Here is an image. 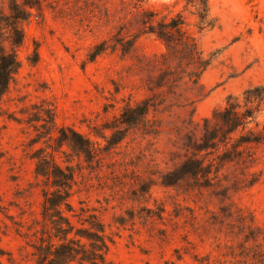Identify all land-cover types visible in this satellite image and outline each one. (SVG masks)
I'll return each instance as SVG.
<instances>
[{
  "label": "rangeland",
  "instance_id": "rangeland-1",
  "mask_svg": "<svg viewBox=\"0 0 264 264\" xmlns=\"http://www.w3.org/2000/svg\"><path fill=\"white\" fill-rule=\"evenodd\" d=\"M175 1L146 0L141 8L166 15L180 9V3L171 7ZM133 5L39 0L38 11L23 23L20 68L0 101V264H36L42 193L52 188L34 174L33 157L74 171L71 204L95 210L113 238L104 264H264L262 245L259 251L249 242L250 249L241 251L242 235L230 217L239 208L264 226V145L255 149L259 182L233 192L227 184L175 175L188 156L189 108H160L146 129L129 130L90 163L57 140L68 128L102 148L95 134H109L104 128L125 103L149 96L163 52L154 37L141 36L125 56L107 50L89 61L95 45L124 44L135 33ZM209 13L216 26L199 37L212 62L200 77L206 96L192 114L196 138L200 121L222 108L228 95L264 85V0H209Z\"/></svg>",
  "mask_w": 264,
  "mask_h": 264
},
{
  "label": "trees",
  "instance_id": "trees-1",
  "mask_svg": "<svg viewBox=\"0 0 264 264\" xmlns=\"http://www.w3.org/2000/svg\"><path fill=\"white\" fill-rule=\"evenodd\" d=\"M130 1L138 13L135 33L124 44L122 40H114L110 46L95 45L89 61L107 50L125 56L134 50L138 38L152 36L163 47L157 57L160 69L153 88L148 97L121 107L118 116L104 128L109 134H95V139L103 143L102 148L68 128L59 130L60 145L65 143L90 163L104 149L106 152L114 149L129 130L146 129L151 122L149 116L160 108L166 113L172 108H189L184 123L188 156L175 169L178 179L227 184L233 192L250 189L260 180V173L254 168L259 160L255 149L264 145V85L248 87L239 96L228 95L222 108L200 121V135L196 138L192 133L195 126L192 114L195 105L206 96L200 77L212 62V57L201 50L199 37L216 26L209 13V0H176L171 7L180 3V9L166 15L142 9L146 0ZM38 7L39 0H0V101L20 68L17 50L24 42L23 23ZM33 54L37 56L36 48ZM33 158L34 174L50 180L52 188L42 193V238L33 246L36 264H104L113 238L95 210L71 204L75 184L72 168L57 166L52 158ZM236 214L230 217L242 235L241 251L250 249L249 242L257 243L260 251L261 245L264 248V226H257L252 214L245 210L238 208ZM260 253L264 257V250Z\"/></svg>",
  "mask_w": 264,
  "mask_h": 264
}]
</instances>
